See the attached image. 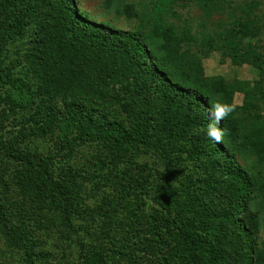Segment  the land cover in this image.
<instances>
[{"label":"trees","instance_id":"obj_1","mask_svg":"<svg viewBox=\"0 0 264 264\" xmlns=\"http://www.w3.org/2000/svg\"><path fill=\"white\" fill-rule=\"evenodd\" d=\"M176 1L137 11L105 0V13L138 20L120 30L76 0H0V124L21 113L32 138L59 127L58 149L93 147L102 163V179L84 190L82 167L13 145L0 127V157L16 162L0 194V235L21 264L52 255L30 223L42 199L62 236L82 231V264H264V0H196L207 18L226 14L208 32L167 24ZM23 39L21 56L5 63L7 44ZM213 52L258 79L205 76ZM217 102L232 111L212 143L203 129Z\"/></svg>","mask_w":264,"mask_h":264},{"label":"rangeland","instance_id":"obj_2","mask_svg":"<svg viewBox=\"0 0 264 264\" xmlns=\"http://www.w3.org/2000/svg\"><path fill=\"white\" fill-rule=\"evenodd\" d=\"M104 1L105 0H76L79 10L96 22L105 21L120 30H133L136 27L138 23L136 19L128 20L123 15L116 14V12L112 10L109 13H105L106 7ZM148 1L149 0H123L122 6L133 4L137 7V11H139L140 6L146 5ZM237 1L245 2L247 0ZM172 10L173 13L165 17V22L167 24L182 27L184 24L183 22H186L192 28V31L195 30L197 32L202 30L208 32L214 28L215 23L224 22L226 20L225 13L223 15L214 13L210 18H207L204 11L201 9V2L196 0H177ZM261 38L262 41H264V33ZM22 41H26V39L20 42L7 44L4 52L7 57L5 63H9L16 56H21L16 54H20L22 52L21 50L25 48V44H23ZM201 63L203 72L205 76L208 77L220 76L226 82L240 80L252 83L258 79L256 71L250 66H234L228 58H222L220 53L217 52L211 53L204 58ZM242 99L243 97L241 94L235 93L232 105L235 107L242 106ZM23 116L24 115L20 113L14 117H5V120L0 124L2 137L5 140L11 141L13 145L18 143L20 148H29L32 151L45 152L49 155H55L57 151L60 159H71L72 162L82 167L83 171H85V173L82 174L84 180L81 179L85 182L84 190L91 188L94 182H98L99 179H102V173H100L102 163L96 158H93L94 154L96 155L93 147L85 146L79 148L73 147L72 149L65 150L58 149L59 127L55 128L54 134L52 133L47 137L38 136L37 138H32L28 134V131L23 130ZM68 150H70L71 153H69ZM13 167H16V162L13 159L8 158L7 161L0 157V179L4 181L3 186L0 187V194L2 191L6 192V188H10L8 185L12 178ZM106 171L107 169H105L103 174L106 173ZM94 189H96V187H94ZM10 190L12 191V189ZM102 191H104V189L100 188L97 192L101 194ZM93 192L94 191H90L84 195L86 204L90 206L97 204L100 198L98 194H94ZM36 203L39 206L38 210L41 218L39 222L36 221L32 223L30 221V223L35 227L34 230L40 237L41 249L52 254L48 261H37L36 264H82V259L80 257L81 249L78 242V240L82 238V231L80 232L77 228L76 233L66 231L67 233L65 232L62 236L60 231L64 229V227L60 224L58 213L53 209L48 200L42 199V201H37ZM74 222L77 227V221ZM262 236L264 239V233H262ZM23 257L24 255L21 251L7 245L0 235V264H21L23 263Z\"/></svg>","mask_w":264,"mask_h":264},{"label":"clouds","instance_id":"obj_3","mask_svg":"<svg viewBox=\"0 0 264 264\" xmlns=\"http://www.w3.org/2000/svg\"><path fill=\"white\" fill-rule=\"evenodd\" d=\"M208 111L211 119L203 129L204 135L210 142L219 143L225 135L224 130L220 127V122L231 113L232 108L217 102L213 103Z\"/></svg>","mask_w":264,"mask_h":264}]
</instances>
